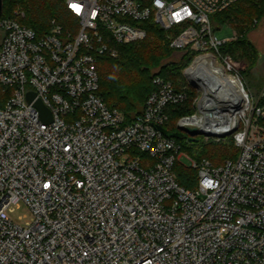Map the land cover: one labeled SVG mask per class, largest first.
I'll use <instances>...</instances> for the list:
<instances>
[{"label":"built area","instance_id":"built-area-1","mask_svg":"<svg viewBox=\"0 0 264 264\" xmlns=\"http://www.w3.org/2000/svg\"><path fill=\"white\" fill-rule=\"evenodd\" d=\"M238 1L66 0L71 21L45 33L0 18V264H264V107L221 51L236 34L220 40L211 21ZM148 22L194 59L186 88L156 76L128 121L98 95V57L146 39ZM189 89L195 112L178 128L239 150L221 166L190 159L195 190L178 183L182 146L159 130Z\"/></svg>","mask_w":264,"mask_h":264},{"label":"trees","instance_id":"trees-1","mask_svg":"<svg viewBox=\"0 0 264 264\" xmlns=\"http://www.w3.org/2000/svg\"><path fill=\"white\" fill-rule=\"evenodd\" d=\"M20 12L25 14L24 18L18 16ZM3 18H16L22 25L39 33H45L53 20L65 26L71 21L66 0H4ZM211 21L215 31L224 25L234 29L238 37L225 44L221 51L241 65L248 89L264 93V75L259 71L264 59L248 38L264 21V0H239L226 11L213 15ZM142 26L147 30L146 39L130 45H118V57L99 56L97 62L100 76L98 95L109 108L122 112L128 121L143 111L147 99L156 89V76L170 81L178 90L186 88L184 71L194 59L188 52L175 51L168 38L170 33L155 23L148 22ZM173 57L179 61L164 65L165 61ZM160 66L161 72L153 73ZM197 96L195 90L189 89L188 100L183 105L169 107L167 111L170 119L164 129L179 132L178 121L195 112ZM260 105L264 107V96ZM177 140L183 149L201 160L211 161L215 166H221L228 160H237L239 156V150L231 139L228 143H192L187 146L182 140ZM175 172L182 187L189 190L197 188L196 170L180 162L176 164Z\"/></svg>","mask_w":264,"mask_h":264},{"label":"rangeland","instance_id":"rangeland-1","mask_svg":"<svg viewBox=\"0 0 264 264\" xmlns=\"http://www.w3.org/2000/svg\"><path fill=\"white\" fill-rule=\"evenodd\" d=\"M215 34L217 36V38H219L220 40H232L235 37V31L234 29L229 26V25H224L223 27H221L220 29L215 31ZM236 37H238V35L236 34ZM248 38L253 42V44L257 47V49L259 50L262 58L264 59V21L262 23H260L249 35ZM177 61H179L176 58H172L170 60L165 61L164 65L169 64V63H176ZM263 65L260 68V73L262 75H264V60H263ZM161 72V66L159 68L154 69L153 73H159ZM251 94L253 95V97L255 98V100L257 102L260 103L261 98L264 96L263 92H259L256 89H251L249 88ZM178 126V124H177ZM183 144L185 146H187L188 144H192V143H197V144H208V143H228V140H222V141H217L214 139H207L205 136L200 135L198 137H196V141L191 142L189 141V139H183ZM183 159L181 161V163L185 164V165H189L190 164V159L192 160H196L199 161L201 160L199 157H196L194 155H192L189 151H187L185 148L183 149ZM224 164V163H223ZM222 164V165H223ZM27 210L26 208H18L15 210V212L12 214V217L17 220L19 222L20 225L22 226H26L29 222H30V217L28 218H22L23 216L27 215ZM22 218V219H20Z\"/></svg>","mask_w":264,"mask_h":264},{"label":"water","instance_id":"water-1","mask_svg":"<svg viewBox=\"0 0 264 264\" xmlns=\"http://www.w3.org/2000/svg\"><path fill=\"white\" fill-rule=\"evenodd\" d=\"M4 14V0H0V18ZM36 95L34 93H30L28 95L29 103H33L35 101ZM35 106L40 110L41 116L46 123L52 122V115L50 111L44 106V104L38 100L35 102ZM159 130L168 138H175L179 140L187 139L190 136L189 141H196V137L202 135V133L196 128L189 127H179V132H170L162 127H159Z\"/></svg>","mask_w":264,"mask_h":264}]
</instances>
